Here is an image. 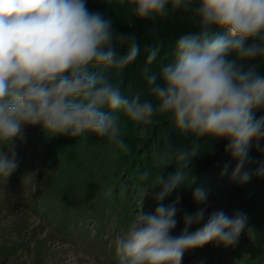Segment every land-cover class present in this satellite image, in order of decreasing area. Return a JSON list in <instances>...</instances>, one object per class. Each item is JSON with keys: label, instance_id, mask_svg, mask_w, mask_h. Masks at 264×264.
<instances>
[{"label": "clouds", "instance_id": "1", "mask_svg": "<svg viewBox=\"0 0 264 264\" xmlns=\"http://www.w3.org/2000/svg\"><path fill=\"white\" fill-rule=\"evenodd\" d=\"M118 2L139 20L188 13L196 27L176 40L171 62L159 77L145 67L143 98L123 95L105 74L136 60L140 46L135 36L114 34L112 21L89 12L86 0H0V177L7 180L16 170L13 142L23 139L26 126L39 125L49 136L94 134L126 152L121 115L145 125L163 115L196 141H228L225 151L238 161L237 173L250 142L264 138V117L254 115L264 108V0ZM118 42L127 44L123 55L118 54ZM158 52L149 51L147 64ZM196 151L195 144L191 151L172 153L180 166L167 180L160 174L154 178L151 188L161 189L157 200L185 181L183 169ZM149 175L145 171L140 179ZM194 198L203 203L207 197L197 188ZM175 214L174 206H160L154 215L138 212L113 241L118 264H181L188 249L213 241L234 245L246 223L242 213L229 217L219 212L187 234L190 225L203 220L201 208L186 214L184 233L172 237Z\"/></svg>", "mask_w": 264, "mask_h": 264}, {"label": "rangeland", "instance_id": "2", "mask_svg": "<svg viewBox=\"0 0 264 264\" xmlns=\"http://www.w3.org/2000/svg\"><path fill=\"white\" fill-rule=\"evenodd\" d=\"M109 5L126 8L120 11L129 25L139 20L118 0H86L91 13L109 16ZM133 128L144 146L150 125L134 122ZM13 143L18 166L7 180L0 177V264H118L113 241L138 212L154 215L160 206H174L172 237L184 233L186 214L204 209L200 224L187 229L192 234L220 212L207 198L196 201L199 187L189 195L188 208L166 197L157 200L159 190L131 180L117 147L94 134L49 136L39 125L26 126L23 139ZM3 151L8 153L7 148ZM168 173L164 169L165 180L171 177ZM179 194L177 188L167 196ZM181 264H264V213L246 219L234 245L213 241L188 249Z\"/></svg>", "mask_w": 264, "mask_h": 264}, {"label": "trees", "instance_id": "3", "mask_svg": "<svg viewBox=\"0 0 264 264\" xmlns=\"http://www.w3.org/2000/svg\"><path fill=\"white\" fill-rule=\"evenodd\" d=\"M120 10L124 11L109 5L107 6L109 16L104 14L102 16L112 21L114 34L134 35L140 46V53L125 69L110 68L105 74L120 86L123 95L132 97L140 94L143 98L147 94L145 67L148 68L149 74H156L159 77L161 69L171 62L176 40L195 31L196 27L190 15L181 11L153 23L148 20H134L133 25H129L130 22ZM156 48L159 49L157 59L149 65L147 64L149 51ZM126 51L127 44L118 42V54L123 55ZM261 70L264 71V66ZM254 115L255 119L264 117V108L256 109ZM121 121L122 139L128 146V151L117 148V153L126 170L132 175L131 180L152 185L156 176L160 174L163 177L164 169H169L168 174L174 175L177 166L180 165L172 153L176 150L191 151L196 144V154L188 160L183 169L186 179L177 187L180 190L179 196H166L167 200L181 205L182 208H188L189 195L191 196L195 187H199L205 191L212 207H217L229 217L242 213L246 219L254 220L256 216L264 213L260 211L264 208V138L250 142L245 164L237 173L238 161L233 159L230 152L225 151L228 143L226 140L215 141L210 137H201L196 141L192 135L181 134L168 117L157 115L153 122L148 124L150 128L144 140L145 145L140 146L139 140L134 137V122L123 115ZM164 153L168 156L156 158L158 154ZM168 157H171V161ZM145 171L150 175L147 180H141L140 177ZM245 173L248 174L247 179H243ZM156 188L161 190L159 186Z\"/></svg>", "mask_w": 264, "mask_h": 264}]
</instances>
